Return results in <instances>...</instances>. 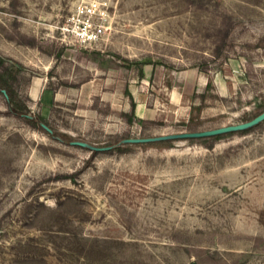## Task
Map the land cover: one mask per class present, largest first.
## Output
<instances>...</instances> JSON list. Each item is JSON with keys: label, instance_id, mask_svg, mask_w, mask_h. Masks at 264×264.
Listing matches in <instances>:
<instances>
[{"label": "rangeland", "instance_id": "obj_1", "mask_svg": "<svg viewBox=\"0 0 264 264\" xmlns=\"http://www.w3.org/2000/svg\"><path fill=\"white\" fill-rule=\"evenodd\" d=\"M79 3L105 24L86 48L61 31ZM4 56L21 68L12 104L0 89V264H264V120L69 143L264 110V0H0Z\"/></svg>", "mask_w": 264, "mask_h": 264}, {"label": "water", "instance_id": "obj_2", "mask_svg": "<svg viewBox=\"0 0 264 264\" xmlns=\"http://www.w3.org/2000/svg\"><path fill=\"white\" fill-rule=\"evenodd\" d=\"M4 94H6L5 89H1ZM21 115L26 117H31L30 114L22 113ZM264 120V110L256 114L255 116L246 119L244 121L236 122V123H229L224 124L218 127L203 129V130H192V131H178V132H171L165 134H158V135H150V136H129L124 137L118 140L114 144H96L93 142H89L86 140L81 139H72L69 141L72 145H79L85 147L91 151H105L112 149L115 146L125 144V143H145V142H154V141H161V140H176V139H185V138H198V137H206V136H214L222 133L227 132H234L239 130H246L255 125L259 122ZM40 125L46 129L49 133H53V129L46 124L45 122L41 121Z\"/></svg>", "mask_w": 264, "mask_h": 264}, {"label": "built area", "instance_id": "obj_3", "mask_svg": "<svg viewBox=\"0 0 264 264\" xmlns=\"http://www.w3.org/2000/svg\"><path fill=\"white\" fill-rule=\"evenodd\" d=\"M61 31L67 38L82 47H90L103 39L105 24L103 15L96 4H77Z\"/></svg>", "mask_w": 264, "mask_h": 264}, {"label": "trees", "instance_id": "obj_4", "mask_svg": "<svg viewBox=\"0 0 264 264\" xmlns=\"http://www.w3.org/2000/svg\"><path fill=\"white\" fill-rule=\"evenodd\" d=\"M4 60L8 62L7 66H4V64H3ZM0 65H1L0 66V80L3 82V83H0V89H2V88H4L5 84L7 83L8 77L12 76L13 68H15V67L21 68V67L13 58H11L9 56L2 57ZM139 73H140V75H143V72L141 69H139ZM4 89L6 91L5 96L7 98L8 103L12 104V100L14 98L12 93L9 92L7 88H4ZM17 111H19V110H16V112Z\"/></svg>", "mask_w": 264, "mask_h": 264}, {"label": "crops", "instance_id": "obj_5", "mask_svg": "<svg viewBox=\"0 0 264 264\" xmlns=\"http://www.w3.org/2000/svg\"><path fill=\"white\" fill-rule=\"evenodd\" d=\"M87 87H85V88H83V90H82V95L84 96L86 93H87ZM36 92V91H35ZM61 94V93H60ZM62 97V94L61 95H59V98H61Z\"/></svg>", "mask_w": 264, "mask_h": 264}, {"label": "bare ground", "instance_id": "obj_6", "mask_svg": "<svg viewBox=\"0 0 264 264\" xmlns=\"http://www.w3.org/2000/svg\"><path fill=\"white\" fill-rule=\"evenodd\" d=\"M35 90H36V85L33 87V92H35ZM59 95H61V94H59ZM141 112V111H140Z\"/></svg>", "mask_w": 264, "mask_h": 264}]
</instances>
